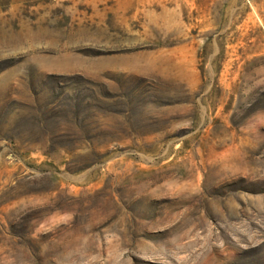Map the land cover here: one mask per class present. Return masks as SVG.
Masks as SVG:
<instances>
[{"label":"rangeland","instance_id":"374dc122","mask_svg":"<svg viewBox=\"0 0 264 264\" xmlns=\"http://www.w3.org/2000/svg\"><path fill=\"white\" fill-rule=\"evenodd\" d=\"M0 264H264V0H0Z\"/></svg>","mask_w":264,"mask_h":264}]
</instances>
